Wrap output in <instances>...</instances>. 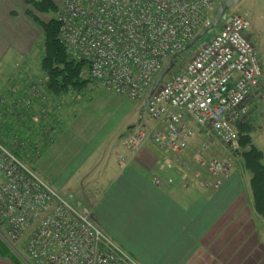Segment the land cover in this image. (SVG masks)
<instances>
[{
    "label": "built area",
    "instance_id": "obj_1",
    "mask_svg": "<svg viewBox=\"0 0 264 264\" xmlns=\"http://www.w3.org/2000/svg\"><path fill=\"white\" fill-rule=\"evenodd\" d=\"M219 1L64 0L58 38L71 58L85 63L82 78L139 100L150 94L174 54L210 22ZM249 28L245 14L227 15L182 69L157 87L146 122L130 131L123 145L137 153L151 142L181 163L199 129L230 149H241L237 124L248 120L246 104L259 93L264 72ZM208 147L204 144L195 159L207 175L197 171L195 178L217 189L231 175L237 153L206 158ZM161 164L173 168L170 161ZM0 176L5 239L24 241L35 264H142L99 227L90 206L78 207L1 140ZM154 181L162 184L159 176ZM167 181L174 183L172 177ZM181 181L186 187V175Z\"/></svg>",
    "mask_w": 264,
    "mask_h": 264
},
{
    "label": "crops",
    "instance_id": "obj_2",
    "mask_svg": "<svg viewBox=\"0 0 264 264\" xmlns=\"http://www.w3.org/2000/svg\"><path fill=\"white\" fill-rule=\"evenodd\" d=\"M29 1L0 0V68L3 71L4 68L8 72L17 71L18 66L13 64L29 58L36 47L40 26L27 13L31 9ZM51 1L59 7L64 0ZM236 7L250 22L249 35L264 67V0H240ZM24 70L30 72L28 68ZM19 83L9 93L15 106L13 116L16 114L22 120L28 114L25 108L31 103L27 90L34 94L36 91L30 82ZM3 84L4 81L0 82V90L8 87L6 82ZM22 92L27 95L20 101L18 96ZM6 96L3 93L1 97L3 106L9 104ZM246 110L252 120V144L263 153L264 162V72L260 91L250 98ZM75 118L76 115L67 114L61 124L51 126L57 128L55 135L50 134L48 139L44 134L40 138L42 155L35 161L34 169L41 171L36 165L48 153H63L68 169L57 187L64 191L73 186L70 192L65 190L69 198L79 197L76 201L81 203L91 201L88 205L95 222L139 262L264 264V217L255 209L250 184L252 173L244 167L242 156L237 158L231 175L221 186L210 189L195 178L197 171L205 176L207 173L188 149L184 153L185 161L178 162L180 170L175 171L162 166L161 150L154 143L149 142L133 153L123 143L122 146L120 142L113 143L115 130L102 133L95 125L83 130L74 123ZM68 140L72 141L71 147L65 146ZM218 143L208 148L205 156L230 157ZM248 148L249 145L243 149ZM181 175L187 177L186 187ZM155 176L162 179V184L154 181ZM170 177L174 183H168ZM92 184L96 189L88 199L83 187L88 189ZM0 264L15 263L0 256Z\"/></svg>",
    "mask_w": 264,
    "mask_h": 264
},
{
    "label": "rangeland",
    "instance_id": "obj_3",
    "mask_svg": "<svg viewBox=\"0 0 264 264\" xmlns=\"http://www.w3.org/2000/svg\"><path fill=\"white\" fill-rule=\"evenodd\" d=\"M218 5L219 3L210 11L208 15L209 20L213 19ZM238 10L239 8H237L235 5L228 10L227 15L237 13ZM58 12L59 11L57 10L56 12L44 14L36 12V14L42 20L49 21L52 18L58 19ZM222 23L223 21H221V23L216 28L208 32L202 39L196 42L194 46L184 52L182 56L177 59L175 66L165 76L162 82L180 71L185 63L190 59L191 54L198 50L204 43H206L210 39V37L218 30V28L221 27ZM37 30L39 32V37L36 41V47L34 48L32 55H30V57L27 59H19L13 64H16V66H18L17 71L12 72L11 70L10 72H8L5 70L6 68H4V72L2 67L0 68V82L2 83V81H4L3 85L5 86V82L6 85H8V87H4L0 90V140L9 145V147H12L13 149L15 148V151L18 153L19 157L27 166H30L50 184L57 187L59 179L61 177H66L65 172L68 169V165H66L67 163L63 162L62 159V157L65 156L63 155V153H55L53 151L54 153H48L45 158L43 157L44 159L38 162L36 167H39L41 171L45 172V176L40 174L41 171L38 170V172L34 169L35 161H38L40 159V156L42 155L43 144H41V142L39 143V141L42 140L40 138L44 137V134H46V138L49 139V135L53 134L54 130L57 129L56 127L52 129L51 126H57L58 124H61L62 120H65V116L67 114L69 116H72V114H74L76 115L74 123H78V127L83 130L90 128L93 125L99 127L102 133H107L115 130L113 143L116 142L119 144L120 142V145L122 146L121 143L123 142L124 137L128 133H130V131L139 128L142 123L146 122V111H144L141 115L140 112L149 93H147L145 97L139 100H131L125 96L117 94L110 88L104 87L99 83L93 81L82 91L72 89L68 93L61 96H53L46 88L47 76L45 72L41 70V60L45 52L44 33L40 27ZM167 65L168 63L165 65V68ZM9 66L10 65H8V68L11 69ZM12 68L14 69L15 67ZM25 68H28L30 72L28 73L27 71H25ZM18 82H30V86L32 84L35 85L34 90L36 91V93L34 94V91L27 90L30 92L29 96L31 103L28 106L29 108L25 109H28V114L30 117L27 118L28 114L23 116V118L21 117L23 121L19 120L16 114H14L13 116L12 111L13 107L15 106L11 103L13 97L10 96L9 93H13V88L17 86ZM3 93H6V95L8 96H6V100H8L7 102H9L8 105L4 106L1 103V97L3 96ZM22 93L23 95L19 94L18 96L20 97V101L23 100L24 95L26 94L25 92ZM65 104H67V111H64ZM51 123L52 125H50ZM244 123L252 125L251 117L249 116L248 120H246ZM239 124H237L238 131ZM56 132L53 135H55ZM254 135L256 136V134ZM17 140L19 144L18 146L17 144H15ZM215 142L221 143L213 136H207L201 130L196 129L195 135L193 139H191V143L187 151H189L191 155L196 159L199 152L203 150L202 147L204 144L208 145V148H213ZM71 145V140L65 141L66 147H71ZM88 145L89 144H87L86 146ZM223 146L230 155L231 153L229 152L232 151V153L235 152L238 154V156H241V152L244 150L241 147V149L235 151L234 149H230L229 146ZM206 151H204V155H206ZM160 154L162 155L159 160L160 162L164 160L170 161L175 171L180 170L179 163L175 162L171 156H169L162 150L160 151ZM206 158L208 157L206 156ZM1 180H3L2 176H0V181ZM73 189L74 187L72 186L70 190L68 188L65 190L67 192H70ZM93 189H96V186H94L93 184L88 186V189H85L84 186V196L90 199ZM65 190L63 191L59 189V191L66 196L68 193ZM76 199H79V197H75V199L73 200L76 201ZM84 204L88 205L92 204V202L86 201L84 202ZM3 227L4 224L0 221V232L3 231L2 234L0 233V239L11 249L12 253L19 259L22 264H35L27 254L24 241H7L5 239V232L3 230Z\"/></svg>",
    "mask_w": 264,
    "mask_h": 264
},
{
    "label": "trees",
    "instance_id": "obj_4",
    "mask_svg": "<svg viewBox=\"0 0 264 264\" xmlns=\"http://www.w3.org/2000/svg\"><path fill=\"white\" fill-rule=\"evenodd\" d=\"M31 9L27 11L30 17L42 28L44 33L45 52L41 60V70L47 76V90L53 96H61L70 90L82 91L91 82L80 76L84 62L77 61L67 53L65 46L58 38L60 21L52 18L42 20L36 12H56L59 7L51 0H31ZM239 144L244 149L241 152L244 167L252 173L250 181L256 211L264 217V162L263 153L257 149L251 140L252 125L242 123L238 125ZM0 256L7 257L15 264H22L12 253L11 249L0 239Z\"/></svg>",
    "mask_w": 264,
    "mask_h": 264
},
{
    "label": "water",
    "instance_id": "obj_5",
    "mask_svg": "<svg viewBox=\"0 0 264 264\" xmlns=\"http://www.w3.org/2000/svg\"><path fill=\"white\" fill-rule=\"evenodd\" d=\"M240 0H221L216 13L213 17V19L204 26L184 47L179 49L174 56L169 61L168 65L164 70L160 73L158 78L156 79L153 88L150 91V94L145 99L144 105L141 108L140 115L146 111L149 103L150 96L154 93V91L157 89V87L161 84L162 80L165 78V76L171 71V69L175 66L176 61L178 58L182 56L184 52H186L188 49H190L192 46L195 45L196 42H198L200 39H202L208 32H210L212 29L216 28L221 21H224L227 18V12L228 10L235 6ZM72 198V197H71ZM76 205L79 207L81 206V202H76Z\"/></svg>",
    "mask_w": 264,
    "mask_h": 264
}]
</instances>
